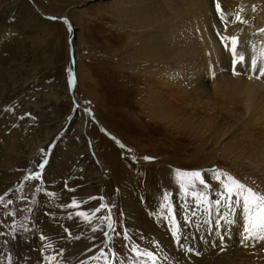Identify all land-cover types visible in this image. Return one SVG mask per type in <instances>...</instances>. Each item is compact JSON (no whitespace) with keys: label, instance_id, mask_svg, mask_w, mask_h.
<instances>
[{"label":"rangeland","instance_id":"rangeland-1","mask_svg":"<svg viewBox=\"0 0 264 264\" xmlns=\"http://www.w3.org/2000/svg\"><path fill=\"white\" fill-rule=\"evenodd\" d=\"M114 2L0 0V101H12L9 95L22 82L28 86L31 97L26 100L29 110L25 116L17 119L8 111L6 118H0V157L5 160L18 156L19 159L22 157L21 160L32 159L35 162L32 171L25 173L17 185L10 186L0 195V264L3 250L13 254L10 249H17V243L22 241L28 244L29 236L35 259H40L39 264L44 263L42 252H49L55 243V239L48 237V231L54 224L63 225L60 227L69 235L77 233L78 238L75 239H79L85 238L92 227L101 230L104 222V245L109 249L110 264H128L125 260L128 256L134 264H153L144 255L146 252H151L156 258L155 264H158L160 255L172 253L173 249L171 251L159 238L151 236L157 232L153 229H158L163 239L169 238L174 246L177 245L181 223L188 224L189 220L184 198L193 197L192 192L206 195L211 224L217 240H220L219 219L224 202L217 206L215 201L220 198L218 194L223 192V187L215 179L214 172L228 173L221 157L210 160L211 156L205 158L206 153H202L195 157L197 163H191L193 160L188 162L186 155L179 154L176 164L173 160L165 161L168 151L161 147L162 141L156 144L159 149L155 152L153 143L148 142L144 135L151 125H157L166 132L158 121L150 119L137 105H134L136 108L130 116L126 113L120 115L115 107L107 112L100 102L94 100L97 99L95 96L90 98L88 91L93 90L94 85H86L85 77L90 75L94 81L100 80L102 66H108L113 59L118 67L125 61L124 52L128 50V25L117 14ZM105 80L104 101L115 105L128 101L126 95L116 96L114 92L117 89L111 88L110 81ZM77 112L82 116L84 131L88 129L86 125L95 127L93 137L84 134L89 153H97L99 160L96 159L95 164L102 184L94 183V179L88 181L69 167L58 180L59 190L54 192V172L49 171L43 176L48 164L46 157L51 156L50 149L55 147L58 139L55 134L69 129L70 123L77 120ZM98 136L105 143L97 141ZM190 145L191 141L188 142ZM85 169L88 170L87 167ZM176 170L200 171L209 187L204 188L197 181L186 194L180 189ZM7 173L5 168H0V191L10 180ZM36 174H39L38 179L33 178ZM92 182L90 187L88 183ZM73 200L78 207L71 206ZM96 208L100 211L88 219L76 215L78 211L93 213ZM246 223L243 219L244 229ZM134 248L137 251H133ZM237 250L243 256L239 258L244 261L242 264L246 261L256 264L257 255H251L247 243H238ZM259 256L264 262V254ZM234 259L237 264L238 257ZM33 264L37 262L33 261Z\"/></svg>","mask_w":264,"mask_h":264},{"label":"bare ground","instance_id":"bare-ground-1","mask_svg":"<svg viewBox=\"0 0 264 264\" xmlns=\"http://www.w3.org/2000/svg\"><path fill=\"white\" fill-rule=\"evenodd\" d=\"M114 1L117 14L128 25V50L124 52L125 61L122 60L118 67L113 59L108 66H102L100 80L94 81L90 75L85 77L86 85H94V89L88 91L90 98L95 96L97 99L94 100L107 112L115 107L120 115L130 116L137 105L150 119L158 121L166 132L157 125L148 124L151 128L144 135L153 143L155 152L159 149L156 144L162 141L161 147L169 153L165 161L173 160L176 164L179 154L186 155L188 162L193 160L191 163H197L195 157L202 153H206L205 158L211 156L210 160L221 157L226 172L264 194V77L256 79L258 73L253 72L258 64H264V32L261 31L264 29V0ZM216 3L221 5L224 22L216 11ZM237 15L247 23L237 22ZM224 36H236L240 41L238 51L245 60L235 66L239 74L233 72V57L230 47L224 46L227 43L222 40ZM105 79L110 81L111 88L117 89L116 96L126 95L128 101L116 105L104 101ZM9 97L12 101H0V118H6L8 111L17 119L25 116L29 110L26 100L30 97L25 82L15 86ZM76 114L77 120L70 123L69 129L55 134L58 139L55 147L50 149L51 156H45L48 164L43 176L49 171L54 172V192L59 190L58 180L69 167L88 181L94 179V183L102 184L95 164L96 159L99 160L97 153H89L85 139V134L89 138L94 136L95 127L86 125L88 129L84 131L82 116ZM97 141L105 143L101 136ZM190 141L192 145L188 146ZM21 159L16 156L0 160V168H5L10 178L0 195L32 171L35 162ZM86 172L92 177L89 178ZM88 185L93 186V182ZM184 202L189 220L188 224L181 221L177 245L174 246L169 238L163 239L161 232L152 228L157 232L151 236L159 238L171 251L173 249L172 253L158 256V264H235L234 258L243 257L237 250L240 242L247 243L251 255H257L256 264H264L259 256L264 254V240L244 238L242 221L246 218L242 206L229 208L223 204L219 219L220 240H217L208 204H201L193 197L184 198ZM103 225L101 230L92 227L85 238L75 239L77 233L69 235L60 227L63 225L54 224L48 237L55 239V243L49 252H42V264H91L94 260L95 264H110L109 249L104 245L105 222ZM28 241V244L17 243V249L11 248L13 254L3 250L1 264H33V261L39 264L40 259H35L36 254L32 251L30 236ZM125 260L134 264L129 256ZM242 262L239 259L237 264Z\"/></svg>","mask_w":264,"mask_h":264},{"label":"snow or ice","instance_id":"snow-or-ice-1","mask_svg":"<svg viewBox=\"0 0 264 264\" xmlns=\"http://www.w3.org/2000/svg\"><path fill=\"white\" fill-rule=\"evenodd\" d=\"M216 11L221 14V21H225V16L221 10V5L219 3L215 4ZM255 11V7L253 8ZM237 22L240 23H247L240 15L236 16ZM226 30V29H225ZM264 32V29L261 30ZM223 41L227 43L224 44L225 48H229L231 50V55L233 57L232 64H233V72L234 74H239L235 66L238 62H244L245 56L242 52L238 51V45L240 43L238 37L236 36H224L222 37ZM253 72L258 73L255 78L260 79L264 77V64H258L255 68H253ZM250 79L252 76L249 77ZM145 159H149L145 157ZM43 168V164L40 165ZM176 179L180 181V189L181 191L187 194L189 188H194L196 186V182L198 181L200 185L204 188H208L209 185L205 182L202 177V173L200 171H181L176 170ZM215 179L220 182L223 187V192L219 193V199L215 201V204L219 206L221 202H224V205L233 208L238 205L242 206V210L245 213L246 218V225H245V240L247 239H257V240H264V194H260L254 191L252 188L247 187L243 183L236 180L233 176L228 173H222L219 170H215L214 172ZM224 179H221V177ZM34 179L39 178V174L33 177ZM187 180V183H185ZM193 197L200 202L201 204L208 203L207 197L204 193L192 192ZM235 197V199H233ZM2 199V198H0ZM102 199V198H101ZM167 199V197H165ZM72 207H78L77 202L75 200L72 201ZM169 211H171V205H168ZM100 209H94L93 213H87L83 211L76 212L78 217H83L88 219L90 215H94L95 212H99ZM109 219V227H112L111 217ZM175 235V233H174ZM133 251H137L135 248ZM139 255L140 253L137 252ZM150 260L153 261L155 264V257L151 252L144 253Z\"/></svg>","mask_w":264,"mask_h":264}]
</instances>
